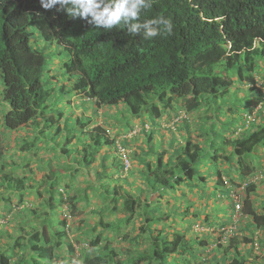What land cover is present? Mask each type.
Returning a JSON list of instances; mask_svg holds the SVG:
<instances>
[{
  "label": "trees",
  "instance_id": "1",
  "mask_svg": "<svg viewBox=\"0 0 264 264\" xmlns=\"http://www.w3.org/2000/svg\"><path fill=\"white\" fill-rule=\"evenodd\" d=\"M160 17L172 20L173 33L144 40L130 35L125 26L111 31L95 29L83 19L69 18L59 6L46 11L40 0H0V77L3 102L8 105L2 117L3 127L9 131L31 127L34 130L31 138L35 142L56 141L57 145L59 136L64 133L68 136L60 142L59 154L76 158L72 168L61 167L58 174L49 171L36 182L15 174V161L9 164L11 171H2L8 163L0 152V190L8 194L5 202L14 197L17 208L21 207L26 194H35L45 201L44 209L26 208L24 225L17 228L19 235L12 248L23 245L26 255L0 252V264H45V260L49 263L54 259V250L64 244V227L68 228L66 216H59L57 223L49 220L64 203L60 181L70 175V171L87 170L95 157L105 159L104 156L111 153L105 148L109 144L108 130L101 124L89 127L100 107L124 108L133 119L146 116L141 125L145 137L144 155L154 157V161L145 163L141 187L129 193L115 180L114 186L105 183L100 189L109 199L111 211L119 206L125 209L126 222L138 213L141 223L136 231L145 235L147 245L140 250L125 248L117 253L110 240L97 233L88 242L94 252L80 255V264H191L190 259L194 264H202L203 260L213 264H258L254 260L260 257L253 251L255 245L264 248L260 240L256 242L235 234L225 244L216 239L215 247L207 250L208 256L202 259L204 249L200 252L199 248L207 247L206 243L197 241L198 238L172 236L168 231L157 229L156 224L173 216L170 206L168 210L165 207V217L158 214V208L165 205L162 202L170 200L173 193L187 203L180 216L185 220L194 204L185 199L184 193L203 197L204 204L209 202L211 213L218 212L221 204L216 197H224L229 204L221 206L219 211L233 212L235 203L230 201V190L233 184L238 186L239 183L229 181V187L225 185L223 176L228 177V173L219 167V163L225 162L241 182L246 181L241 209L249 221L245 230L264 231V214L257 212L251 201L256 189L253 181L259 180L251 176L254 168L250 160L258 148H264V96L256 87L257 76L264 70V0H152V7L142 13L140 21ZM35 34L47 46H55L68 57L61 69L69 87L65 91L61 88L54 98L81 95L93 104V110L90 107L86 110L94 118L51 110L48 100L55 90L43 80L47 66L45 53L30 44ZM236 85L238 87L233 89ZM243 87L247 89L238 96ZM251 97L252 102H249ZM156 102L167 111L176 108L169 119L173 128L159 127L163 112ZM224 104L231 105L227 110L230 115L238 114V119L229 115L221 120L218 109ZM259 104H262L261 109L256 110ZM199 108L210 113L198 129L203 131L199 133L201 140L192 137L191 120L187 116ZM217 125L220 126L215 127ZM229 126L233 129L228 130ZM172 130L179 133L181 140L172 137ZM163 131L169 133V152L159 144ZM35 142H25L19 150L26 153ZM69 144L75 147L70 149ZM101 165L105 168L104 160ZM204 217L206 221V213ZM36 219L39 227L32 225L25 231L24 227ZM103 228L110 225L103 224ZM139 243H143L142 237ZM67 249L69 251L71 246Z\"/></svg>",
  "mask_w": 264,
  "mask_h": 264
},
{
  "label": "rangeland",
  "instance_id": "2",
  "mask_svg": "<svg viewBox=\"0 0 264 264\" xmlns=\"http://www.w3.org/2000/svg\"><path fill=\"white\" fill-rule=\"evenodd\" d=\"M30 44L34 49L43 51L47 57V66L45 67L43 80L46 81V86L55 90V93L51 95V98L48 100L51 105V110L55 113L58 111H65V115L72 113L73 116L77 117L91 116L94 118L90 112L86 110L87 107H90V109L93 110V104L88 102L81 95L68 94L61 96L60 98H54L57 97L56 92L60 91L61 88L65 91L69 87L68 78L65 75L64 70L61 69L62 63L65 62L68 57L63 53H59V50L55 46H47L37 37L36 34L31 38ZM260 71L261 76H257L258 82L256 87L263 92L264 96V70ZM50 77L51 79L47 82ZM237 87L238 86L236 85L233 89H236ZM2 88L3 81L0 77V152L4 154L3 156L6 157L8 163L2 167V171H11L12 168L9 164L15 161L17 163V166H15V169L13 170L15 174L25 176L27 179H32L37 182L42 179L43 174L49 171H56L58 174V170L61 167L65 166L72 168V166L76 164V158L74 155L67 157L63 155L60 156L59 154V149L62 147L60 146V142L63 143L68 135L62 133L59 136L57 145L56 141L51 143H45L43 141L35 142V140L31 138L32 133L34 132L31 127H22L16 131L4 129L2 117L7 112L8 105L3 102ZM245 89L247 88H240L237 95H243ZM252 99L253 97H251V101L249 102H252ZM157 105L163 112L161 118L158 120L160 124L159 127L164 129L173 128L172 120L170 121L169 119L170 116L175 113L176 108L167 111V109L164 110L162 104L157 103ZM230 106L231 105L224 104L218 109L221 120L230 115L227 110ZM258 107L259 105H257L255 109ZM113 109L100 107L98 109V116H96L95 121H92V124L89 126L90 128H94L97 124H101L108 130L110 134L109 144H107L105 148L110 149L111 153H109V156H104L105 159L101 156L95 157L87 170L83 171L81 169L77 172L70 171L69 174L73 176L67 175L63 177L62 181H60L59 188L64 195V203L58 208V210L50 215L49 220L51 223H57V218L65 215L68 221V228L64 227L66 233L64 244L54 250V259L49 261V263L45 260L43 262L45 264H80V255L91 254L94 252L93 248L89 247L88 242L93 239L97 233H102L103 237L109 239L117 253H120L121 250L125 248H128L130 251L140 250L147 245L145 235L138 234L136 231L141 223V217L138 213L136 212L134 219L126 222L125 220L127 219L128 214L125 212V209L119 206L116 211H111L109 199L102 195V190L100 189L101 185L105 183L110 185V187L114 186V182L117 180V185L122 186L124 191L129 193L137 191L141 187V171L145 170V163L150 160L154 161V157H147L144 155L146 151L145 137L141 133V125L143 124V119L146 121V116L145 118L139 117L133 119L124 108H122V110L117 108ZM208 115H210V113L208 111H203L201 108L187 114L191 120L190 125L193 138L198 137L197 139L201 140L199 133L203 134V131L201 132L198 129L201 125L203 126L202 122L209 117ZM237 117L238 114H232L229 118ZM150 122L153 124L152 121ZM219 126L220 125H217L215 127ZM235 127H239L238 123H236ZM227 128L228 130H232L233 126ZM240 131L241 128L237 130L236 133H239ZM162 133V142L159 144L169 152L171 149L168 147L167 135H169V133L168 131H163ZM172 133V137H177L181 140L178 132L172 130ZM228 133L229 131L225 134L228 135ZM169 138H171V136ZM113 141L114 143L110 144ZM25 142H35V146L30 151L22 153L19 150V147ZM72 144H69L70 149L75 147V145ZM119 146L122 148L123 152L119 150ZM102 151L103 149H101V152ZM123 155V159L128 162V168L126 170L124 167L120 170V159L122 160V166H124L122 159ZM80 156L81 155L78 152V161ZM103 160L105 168L101 165ZM250 160L254 168V172L251 176L259 180L253 181L256 189L255 192L251 194V201L256 207L255 209L257 212L264 214V148H258L250 157ZM114 164L116 165L112 168ZM219 167L228 173V177L225 178L223 176L225 185L229 187V184H231L229 181L240 184H238V186L235 184L232 186L230 185L233 187L230 190V196L232 199H230V201H241L239 203L240 208L238 212H236L235 209L233 212L231 210L229 212H220V207H226L229 203L227 204L226 198H219V196H217L216 198L221 200V204L218 205V212L215 211V213H211L209 202L207 205L206 203L204 204L205 199L194 193L192 196L188 194L185 195V193L183 194L185 199H188L194 204V206H190L191 210L186 214L187 220L180 218V216H183L182 211H184V208L187 205V203L184 202V198H181L180 195L177 196L173 193V195L170 196V200L167 199V202H162L163 204L165 203V205L158 208V214L163 215V217H165L164 213L166 212V209L168 210L169 206L173 208L174 213L170 218L171 220L169 219L167 221L164 220L163 222H158L156 228L168 231L172 236L182 235L188 240L198 238L197 241L200 240L206 243L207 247L199 248V246H197L200 252L204 249L200 256L202 259L206 258L205 255L208 256L207 250H210L211 247H215L213 242L216 239H219V242L222 241V244L226 243L227 239L231 236L229 229H235V235H245L247 238H252L256 242L257 240H260L264 246V231L254 228L245 230V225L249 221L242 214L241 209L242 199L244 198V190L242 188L246 181L241 182L232 171H229V166L225 162H222L221 164L219 163ZM73 177L76 178L73 179ZM252 177L251 179L253 180ZM222 189H224V186L221 190ZM7 197L8 194L6 191L0 190V252L9 254L16 253V256H24L26 255L27 250L23 245L18 248H12V244L19 235L17 233V228L19 225H24L25 214L23 211L26 208H34L37 206L44 209L45 201L42 197L39 198L35 194H26L23 203L25 208H22L23 205L17 208L18 203L16 202V199L10 197L8 198V202H5ZM177 204H179L180 208L178 210ZM165 207L167 208L165 209ZM10 209L12 210L11 212L8 211ZM230 212L232 216H230ZM205 213L207 215L206 221L204 220ZM191 215H194V217ZM38 218L40 219L41 217ZM103 224L110 225V228L104 229ZM32 225L39 227V220H32L29 225L24 227L25 231L28 232L29 227ZM117 226L118 230H116ZM56 227L58 230L61 229L60 226ZM167 228L169 229L167 230ZM23 236L26 238L25 235ZM134 237H136V239H134ZM141 237L143 238V243H139V238ZM69 245L71 246V249L68 251L67 248H69ZM253 252H255L260 258L258 261L252 258L250 259L254 260L255 263L264 264V248L261 249L258 245H255ZM190 262L191 264L195 263L192 259H190ZM209 263L213 264L212 261L204 263V260L202 264Z\"/></svg>",
  "mask_w": 264,
  "mask_h": 264
},
{
  "label": "clouds",
  "instance_id": "3",
  "mask_svg": "<svg viewBox=\"0 0 264 264\" xmlns=\"http://www.w3.org/2000/svg\"><path fill=\"white\" fill-rule=\"evenodd\" d=\"M40 4L46 11L59 6L69 18L83 19L95 29L111 31L125 26L130 35L144 40L171 35L174 28L172 20L164 17L140 21L142 13L152 7V0H40Z\"/></svg>",
  "mask_w": 264,
  "mask_h": 264
},
{
  "label": "built area",
  "instance_id": "4",
  "mask_svg": "<svg viewBox=\"0 0 264 264\" xmlns=\"http://www.w3.org/2000/svg\"><path fill=\"white\" fill-rule=\"evenodd\" d=\"M119 150L121 151V152H123L122 151V148L119 146ZM124 158V155L122 156V159ZM123 162H124V169L126 170L127 168H128V162L127 161H125L124 159H123ZM235 203V206H234V209H235V211L236 212H238L239 211V208H240V204H239V202L238 201H236V202H234ZM235 230V229H234ZM234 230L233 229H229V233H230V235H233L234 234Z\"/></svg>",
  "mask_w": 264,
  "mask_h": 264
}]
</instances>
